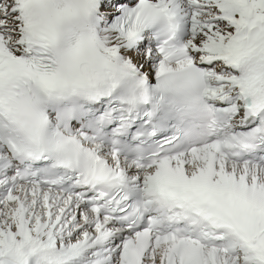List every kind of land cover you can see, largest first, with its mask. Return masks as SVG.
Instances as JSON below:
<instances>
[{
  "label": "snow or ice",
  "instance_id": "1",
  "mask_svg": "<svg viewBox=\"0 0 264 264\" xmlns=\"http://www.w3.org/2000/svg\"><path fill=\"white\" fill-rule=\"evenodd\" d=\"M0 264H264V0H0Z\"/></svg>",
  "mask_w": 264,
  "mask_h": 264
}]
</instances>
